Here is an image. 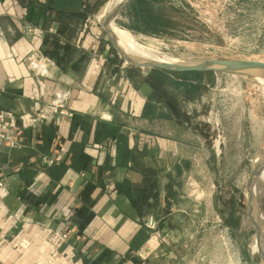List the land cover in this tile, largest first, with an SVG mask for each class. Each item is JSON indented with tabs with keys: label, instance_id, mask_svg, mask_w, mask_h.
Instances as JSON below:
<instances>
[{
	"label": "crops",
	"instance_id": "obj_1",
	"mask_svg": "<svg viewBox=\"0 0 264 264\" xmlns=\"http://www.w3.org/2000/svg\"><path fill=\"white\" fill-rule=\"evenodd\" d=\"M107 1L0 0V111L17 116L0 139L2 264H41L55 229L54 264H157L209 200L206 86L116 56L93 21ZM58 101L71 116L31 123Z\"/></svg>",
	"mask_w": 264,
	"mask_h": 264
},
{
	"label": "rangeland",
	"instance_id": "obj_2",
	"mask_svg": "<svg viewBox=\"0 0 264 264\" xmlns=\"http://www.w3.org/2000/svg\"><path fill=\"white\" fill-rule=\"evenodd\" d=\"M132 1L113 19L112 27L131 33L160 56L187 62L264 61V0H147L155 7L164 4L163 11L172 17L170 27L149 23V16L138 19L134 9L126 10ZM188 80L204 84L208 93L200 104L207 107L201 122L214 149V176L208 187L205 180L206 190L199 184L209 200L197 212L198 224L179 228L167 245L170 252L157 264H238V257L240 264H261L249 182L254 163L264 158V80L221 72ZM260 219L264 224L262 207Z\"/></svg>",
	"mask_w": 264,
	"mask_h": 264
},
{
	"label": "water",
	"instance_id": "obj_3",
	"mask_svg": "<svg viewBox=\"0 0 264 264\" xmlns=\"http://www.w3.org/2000/svg\"><path fill=\"white\" fill-rule=\"evenodd\" d=\"M132 0H118L114 5L104 11V5L99 10L98 15L95 16L97 24L104 30L107 40L110 42L113 49L117 52L120 58L127 63L148 67L157 68L171 72H212V73H242L253 74L261 79L264 78V61L255 59H218L209 58L193 62L180 61L176 59H144L131 55L119 43L116 34L112 29V21L117 14L126 7ZM100 15L99 19L98 16ZM262 172H264V158L254 163L252 167V175L249 182V197L251 206V221L252 227L255 231V236L259 244L257 249L261 264H264V226H262L260 219V209L264 208V179H262ZM251 254V252H250Z\"/></svg>",
	"mask_w": 264,
	"mask_h": 264
},
{
	"label": "built area",
	"instance_id": "obj_4",
	"mask_svg": "<svg viewBox=\"0 0 264 264\" xmlns=\"http://www.w3.org/2000/svg\"><path fill=\"white\" fill-rule=\"evenodd\" d=\"M37 57V52L32 51L30 59ZM50 114H58L60 116H71L72 113L66 106L58 101L45 107H38L36 116L30 119L31 123L43 122L50 118ZM17 116L10 111H0V139H7L13 144L14 128L16 126ZM2 184L0 183V186ZM49 250L46 259L41 264H54L60 259V250L64 243L68 240L67 232L59 229L52 230L48 237ZM241 259L238 257V264ZM0 264L1 261H0Z\"/></svg>",
	"mask_w": 264,
	"mask_h": 264
},
{
	"label": "trees",
	"instance_id": "obj_5",
	"mask_svg": "<svg viewBox=\"0 0 264 264\" xmlns=\"http://www.w3.org/2000/svg\"><path fill=\"white\" fill-rule=\"evenodd\" d=\"M133 9L135 10L136 17L141 21L144 19L143 17L149 16L151 19L148 20L149 23L162 25L164 27L171 26L170 23H172V19H171L172 17L167 16L163 11L164 10L163 3L162 5L155 7L152 6L151 2H148L147 0H133L130 6L126 8V10L130 11ZM40 10L43 13H45L46 11H49L50 13L54 12V14L60 18H62V16H65V13L59 12L54 9L43 11V8L40 7ZM103 42L108 44L110 46V50H112L117 56V53L112 48L110 42L108 40H104ZM159 71L162 72V81L166 80V77L168 76H173L174 78L180 80V84L184 86V90L189 93L195 92L199 88V86H201L200 82L189 81L188 80L189 78L199 80L201 77L208 76L212 73V72H171L166 70H159Z\"/></svg>",
	"mask_w": 264,
	"mask_h": 264
},
{
	"label": "bare ground",
	"instance_id": "obj_6",
	"mask_svg": "<svg viewBox=\"0 0 264 264\" xmlns=\"http://www.w3.org/2000/svg\"><path fill=\"white\" fill-rule=\"evenodd\" d=\"M118 0H109L106 5L104 6V11H106L108 8H110L112 5H114ZM100 15L98 16L99 19ZM114 33L116 34V37L120 43V45L131 55L144 58V59H165V60H172L173 58L163 57L160 56L158 53H156L154 50L143 46L139 44L131 35V33H128L125 30L112 27ZM152 47V46H151ZM264 80V78H262ZM260 161V159H259ZM262 177H264V172H262ZM264 179V178H262ZM264 226V224H262Z\"/></svg>",
	"mask_w": 264,
	"mask_h": 264
},
{
	"label": "flooded vegetation",
	"instance_id": "obj_7",
	"mask_svg": "<svg viewBox=\"0 0 264 264\" xmlns=\"http://www.w3.org/2000/svg\"><path fill=\"white\" fill-rule=\"evenodd\" d=\"M257 244H258V246H261V244H259L258 242H257ZM256 252L258 253V256H259V251H258V249L256 250ZM248 254H249V257L251 256V254H250V252H248ZM260 258V257H259ZM252 263L254 264V262L252 261Z\"/></svg>",
	"mask_w": 264,
	"mask_h": 264
}]
</instances>
